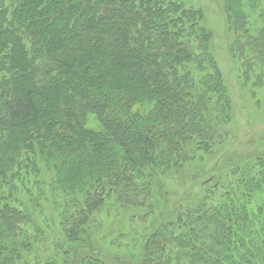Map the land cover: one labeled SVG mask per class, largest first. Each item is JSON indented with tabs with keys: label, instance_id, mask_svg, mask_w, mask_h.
Instances as JSON below:
<instances>
[{
	"label": "trees",
	"instance_id": "1",
	"mask_svg": "<svg viewBox=\"0 0 264 264\" xmlns=\"http://www.w3.org/2000/svg\"><path fill=\"white\" fill-rule=\"evenodd\" d=\"M221 11L244 85L264 91V0ZM214 48L184 0H0V264L42 243L38 199L58 213L70 264H264V151L206 164L233 116ZM163 176L199 190L152 221L135 263L86 244L111 198L151 217Z\"/></svg>",
	"mask_w": 264,
	"mask_h": 264
},
{
	"label": "rangeland",
	"instance_id": "2",
	"mask_svg": "<svg viewBox=\"0 0 264 264\" xmlns=\"http://www.w3.org/2000/svg\"><path fill=\"white\" fill-rule=\"evenodd\" d=\"M184 1L189 6L203 10L205 26L214 34V55L218 69L233 95V116L228 126L229 136L222 147L219 146V151L216 149L211 157H207L206 164L210 169L217 157L225 151L231 154L229 156L232 162H237L239 158L250 155L253 151H264V91L250 92L251 87L244 85L240 72L227 51L225 42L227 27L221 11L222 0ZM251 93H257V96L254 97ZM88 127L96 130L99 129V124L91 118ZM221 163L223 164L222 161ZM199 165L201 164H194ZM199 183L200 180L193 183L187 178L183 188L182 182L172 176L158 178L153 186L152 196V203L156 207L155 213L146 218L147 220L143 218L147 213L145 209H126L111 198L95 214L83 239H86V244L106 257L120 256L122 262L135 263L133 261L139 256L142 237L149 233L152 221L160 213L172 210L185 189L191 192L192 197L197 194ZM23 201L28 206V199L23 197ZM38 204L31 202L29 210L45 234L42 243L37 244L31 252L25 253L20 264H50V261L54 264H70V256L64 254L67 245L70 244L66 241L57 211L49 201L38 199ZM52 256L55 258L52 259Z\"/></svg>",
	"mask_w": 264,
	"mask_h": 264
}]
</instances>
